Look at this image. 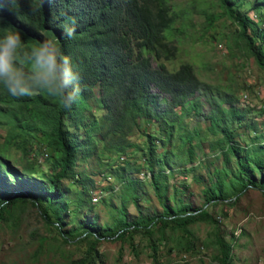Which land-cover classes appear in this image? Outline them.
I'll return each mask as SVG.
<instances>
[{
	"label": "trees",
	"instance_id": "obj_1",
	"mask_svg": "<svg viewBox=\"0 0 264 264\" xmlns=\"http://www.w3.org/2000/svg\"><path fill=\"white\" fill-rule=\"evenodd\" d=\"M245 1L218 0L223 13L237 24V35L245 48L264 69V49L256 43L258 38L264 40V0H251L244 10ZM250 10L256 12L257 21L248 15ZM176 18L170 0H11L9 7L0 10V35L11 29L18 31L26 44L57 40L79 75L80 93L68 109L44 91L16 97L0 85V122L4 117L15 128L40 134L52 151L47 162L49 172L39 175L18 168L0 152V219L9 205L31 202L63 241H86L84 256L69 264H91L98 258L96 245L101 239L116 236L133 248L138 231L151 235L152 227L165 229L169 223L182 229L188 238L186 247L193 249L188 226L198 220H210L219 232L218 264H233L232 244L220 233L219 220L207 209L193 207L181 198L173 205L167 195L164 171L180 163L173 160L176 154L166 145L170 146L177 131L186 129L184 118L201 114L204 106L208 107L209 130L220 134L214 144L220 148L223 162L206 188V204L230 195L237 198L249 188H259L264 194V132L254 130L258 141L241 145L232 125L240 126L245 112L235 94L201 80L190 62L174 70L165 64L178 52L170 38ZM68 25L75 29L72 39L63 35ZM96 86L100 94L98 114L87 106ZM141 121L156 126L147 132L143 164L123 160L112 173L133 187L143 180L137 177L140 171L149 174L162 210L144 213L133 191L132 202L138 213L128 219L123 206L116 228L100 224L87 213L72 217L70 204L81 209L89 199L87 185L93 184L90 176L75 170L77 164L98 151L125 155L135 149L138 145L132 136ZM177 136L182 139L181 134ZM191 139L187 132L185 140L191 144ZM71 193L77 194L76 200ZM150 248L157 261L158 247L152 243Z\"/></svg>",
	"mask_w": 264,
	"mask_h": 264
},
{
	"label": "rangeland",
	"instance_id": "obj_2",
	"mask_svg": "<svg viewBox=\"0 0 264 264\" xmlns=\"http://www.w3.org/2000/svg\"><path fill=\"white\" fill-rule=\"evenodd\" d=\"M250 2L245 1L244 10L249 8ZM170 5L177 17L170 38L178 52L165 64L174 70L181 63L190 62L201 80L214 88L233 92L238 106L245 112L243 123L232 125L236 128L235 139L241 145L255 144L258 139L254 130L264 132V69L257 65L238 37L237 24L223 13L218 0H170ZM99 96L96 86L93 96L87 100L90 112L98 114ZM207 113L208 107L204 106L201 114L185 117L186 129L177 131L170 146L166 145L176 154L173 160L180 163L164 171L169 202L175 205L182 199L193 207L207 209L210 216L218 219L220 233L232 244L233 264H264L263 192L249 188L237 198L230 195L226 200L206 204V188L214 180V170L220 169L223 163L221 150L214 144L220 134L209 130ZM1 119L0 152L22 170H32L35 175L49 172L47 162L52 151L45 146L44 138L33 131L13 127L4 117ZM155 128V124L141 121L132 136L138 146L127 150L123 159L122 155L98 151L77 164L75 170L90 176L93 184L87 185L89 199L81 209L70 204L72 217L81 218L87 213L100 224L116 228L123 206L128 219L138 213L132 202L133 191L144 213L162 210L149 177L141 178L142 182L133 187L126 186L112 173L123 160L143 164L147 132ZM187 132L192 135L191 144L185 140ZM63 183L69 184L67 180ZM68 186L75 190L74 185ZM70 197L76 200L78 196L71 193ZM188 227L192 232L189 239L195 244L193 249L186 247L188 238L182 229L169 223L165 229L152 227L151 235L138 231L133 248L116 236L99 240L98 258L91 264H218L216 236L219 232L215 231L213 223L198 220ZM152 243L158 247L157 261L153 260ZM86 248V241H63L57 229L46 222L31 202L9 205L0 219V264H69L84 256Z\"/></svg>",
	"mask_w": 264,
	"mask_h": 264
},
{
	"label": "clouds",
	"instance_id": "obj_3",
	"mask_svg": "<svg viewBox=\"0 0 264 264\" xmlns=\"http://www.w3.org/2000/svg\"><path fill=\"white\" fill-rule=\"evenodd\" d=\"M10 4L11 0H0V10ZM63 35L74 38V27L65 26ZM78 80L71 59L63 54L57 40L26 44L21 34L11 29L0 35V85L12 95L31 97L44 91L68 109L80 93Z\"/></svg>",
	"mask_w": 264,
	"mask_h": 264
},
{
	"label": "built area",
	"instance_id": "obj_4",
	"mask_svg": "<svg viewBox=\"0 0 264 264\" xmlns=\"http://www.w3.org/2000/svg\"><path fill=\"white\" fill-rule=\"evenodd\" d=\"M248 15H249L253 20H255V21L258 20V16H257V14H256L255 11L250 10V11L248 12ZM256 43L259 44V45H261V47L264 49V40L262 41L261 39L258 38ZM245 97H246V94L243 95V97H242L243 100L245 99ZM120 158L123 159L124 156L122 155ZM148 176H149V174L147 175V173L144 172L143 170L140 171V172L137 174V177L140 178V179H141V178H144V177H148ZM99 177H101V176H99Z\"/></svg>",
	"mask_w": 264,
	"mask_h": 264
}]
</instances>
